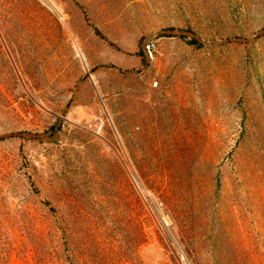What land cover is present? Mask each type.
I'll list each match as a JSON object with an SVG mask.
<instances>
[{"label": "rangeland", "instance_id": "1", "mask_svg": "<svg viewBox=\"0 0 264 264\" xmlns=\"http://www.w3.org/2000/svg\"><path fill=\"white\" fill-rule=\"evenodd\" d=\"M263 31L264 0H0V136L45 135L0 140V264H264Z\"/></svg>", "mask_w": 264, "mask_h": 264}, {"label": "water", "instance_id": "2", "mask_svg": "<svg viewBox=\"0 0 264 264\" xmlns=\"http://www.w3.org/2000/svg\"><path fill=\"white\" fill-rule=\"evenodd\" d=\"M263 33H264V31L261 34H263ZM163 35H166V36L179 35L181 37H190V36L195 37L193 34L186 32V31H167V32L163 33ZM14 137L45 138V135H36V134H31V133H11V134L0 136V140L8 139V138H14Z\"/></svg>", "mask_w": 264, "mask_h": 264}, {"label": "built area", "instance_id": "3", "mask_svg": "<svg viewBox=\"0 0 264 264\" xmlns=\"http://www.w3.org/2000/svg\"><path fill=\"white\" fill-rule=\"evenodd\" d=\"M153 49H154V45L151 44L146 45V52L148 53L149 56H152Z\"/></svg>", "mask_w": 264, "mask_h": 264}, {"label": "bare ground", "instance_id": "4", "mask_svg": "<svg viewBox=\"0 0 264 264\" xmlns=\"http://www.w3.org/2000/svg\"><path fill=\"white\" fill-rule=\"evenodd\" d=\"M133 179H134L135 183L137 184V186H138L140 189H143V186H142L140 180H139L136 176H134V175H133Z\"/></svg>", "mask_w": 264, "mask_h": 264}, {"label": "trees", "instance_id": "5", "mask_svg": "<svg viewBox=\"0 0 264 264\" xmlns=\"http://www.w3.org/2000/svg\"><path fill=\"white\" fill-rule=\"evenodd\" d=\"M193 42H194L193 44H199L198 41H196V40H194Z\"/></svg>", "mask_w": 264, "mask_h": 264}]
</instances>
